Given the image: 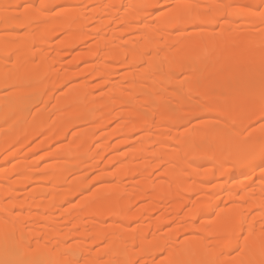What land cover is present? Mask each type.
Here are the masks:
<instances>
[{"label": "bare ground", "instance_id": "6f19581e", "mask_svg": "<svg viewBox=\"0 0 264 264\" xmlns=\"http://www.w3.org/2000/svg\"><path fill=\"white\" fill-rule=\"evenodd\" d=\"M2 31L0 156L72 134L0 168V259L264 264V125L243 134L264 119V0H0ZM89 42L84 69L61 67ZM87 73L101 92L86 78L54 97ZM204 113L229 122L178 134Z\"/></svg>", "mask_w": 264, "mask_h": 264}, {"label": "rangeland", "instance_id": "374dc122", "mask_svg": "<svg viewBox=\"0 0 264 264\" xmlns=\"http://www.w3.org/2000/svg\"><path fill=\"white\" fill-rule=\"evenodd\" d=\"M173 5V4H172ZM172 5H168L167 7H165L166 9H168L169 7H171ZM263 7H261V9H262ZM59 9L61 10V7H57V8H55L53 11H51V13H53V14H55V13H57L58 11H59ZM163 10H165V9H163ZM162 10V11H163ZM245 20H248L247 18H242V17H239V18H237L234 22H236L234 25L236 26V27H239L240 29H243V28H245V23L244 22H246ZM220 24L217 26V28L216 27H211V26H209V25H196L195 27L193 26V27H189L188 29H187V31H186V33H189L190 31L192 32L193 30H194V28H201V29H205V30H209V29H211V30H213L214 31V33H218V31L220 30ZM26 29L24 28V29H22L21 30V32H24ZM176 30H178V29H176ZM13 31H16V30H10V31H7V33L8 32H13ZM179 31V30H178ZM3 33V31L2 32H0V34H2ZM61 37V35H59V36H57L55 39H54V41H55V46L57 45L56 44V41L57 40H59V38ZM91 42V41H90ZM90 42L89 43H86V45L84 46H79L78 47V49H76V50H74V52L72 53V54H66L65 56H63L62 57V60H61V67H68V66H70L72 63H74L75 61H79L78 62V65L74 68L75 70H80V69H82L84 66H86V64H88L87 62H84V60H83V58L85 57V55H86V51L87 50H89L90 51V49H88V45L90 44ZM53 44V45H54ZM53 49V48H52ZM83 52V53H82ZM88 53V52H87ZM80 59V60H79ZM60 64H57V66L58 67H60ZM71 68V67H70ZM85 68V67H84ZM83 68V69H84ZM71 69H73V68H71ZM86 78H88V79H86ZM89 74L87 73V74H85L84 75V77L82 78H80L79 80H77V81H72V82H70L69 84L67 83L65 86H63L61 89H60V91L59 92H57L55 95H54V97H56L57 98V96L59 97L60 95H61V93H63L68 87H69V85H72V84H74L75 82H81L82 80H85V81H88V84L90 85V87H91V89H93V87H92V84L94 85V83H96L98 80H96V79H91V80H89ZM242 79H241V84L243 85L242 86V88L243 87H246V86H249L250 85V83H249V78H250V76L248 77H246V76H242L241 77ZM119 79V78H118ZM72 83V84H71ZM95 86V85H94ZM253 86V85H252ZM252 86H250L252 89H253V87ZM249 87V88H250ZM96 88H98L97 86H96ZM248 87L246 88V89H244V91H250V89H249ZM256 88V87H255ZM240 89V88H239ZM95 90V91H94ZM243 89H241V91H242ZM93 91L94 92H96L95 94H98V92H101L102 91V88H100V90L99 89H93ZM240 91V90H239ZM252 91V90H251ZM7 92H9V88L8 87H2V88H0V95L2 94H5V93H7ZM236 92H238V90H236ZM246 92H245V94H246ZM244 93V92H243ZM243 93H240V94H238L239 96L240 95H243ZM241 98V97H240ZM240 98H238V99H240ZM50 103H54L53 102V100L52 101H50ZM250 109H248V110H250L251 111V109L253 108H251V107H249ZM246 111V110H245ZM245 111H242L243 112V114H242V117H243V119L246 117V118H249L250 117V115H252V114H254V109L251 111V112H246V115L244 114V112ZM194 117V116H193ZM228 120L227 119V117H224V116H221V115H219V114H208V113H204V114H200L199 116H195V118H193L192 119V117L191 118H189L183 125H181L180 127H179V131H178V134H181L182 132H186L187 130H189L190 128H194V127H196V125L197 124H199L200 122H204V121H213V120H215V121H217V122H221V121H226V120ZM227 122H229V120L227 121ZM115 124L116 123H113L112 124V126H111V128L112 127H114L115 126ZM264 125V119H262V120H258V121H255V122H253V123H251L248 127H247V129L245 130V132L243 133V134H247V133H249V131H251V130H254V129H259V128H261L262 126ZM72 134V132L68 135L69 137H71L70 135ZM139 134V133H138ZM135 135L134 136V138L135 137H138L139 135ZM69 137L67 138V139H64V140H62V141H60V142H58V143H56V144H53V145H51L52 147H50V148H48V149H40V151H39V149L37 150L38 152H36L35 153V151H33L34 149H32L33 147V144L32 145H30V146H28V147H25L23 150H22V152H21V155L20 156H18L19 158H17V159H13L14 160V162H10L9 160H11V159H7L5 156H6V154H3V155H1L0 156V168H4V167H7L8 165L9 166H11L13 163H15L18 159L19 160H21V159H25L26 160V157H27V160H35V159H42V157L44 156V154H46L47 152H49V151H51V150H54L55 148H57V145H62V144H65L68 140H69ZM139 139V137L138 138H135V140H133V142L131 143V144H128V146H125V147H123V149L121 150V151H125L127 148H129V147H131L133 144H136L138 141H140V140H138ZM118 140V139H117ZM116 141V140H115ZM28 154H30V155H28ZM254 156V155H253ZM252 156V157H253ZM109 157V155H107L106 156V159ZM29 158V159H28ZM7 159V160H6ZM23 159V160H24ZM12 160V161H13ZM46 160V159H45ZM44 160V161H45ZM42 162L41 164L43 165V164H46L48 161L49 162H51L52 160H46V163L45 162ZM245 161V160H244ZM7 162H10V163H7ZM102 162H104V160L102 161ZM206 162V161H205ZM6 164H8V165H6ZM115 166H117V164L115 165ZM118 166H119V164H118ZM261 168H264V167H261ZM113 169H115V167L113 166V167H111V168H109V169H105L106 171H108V172H113ZM260 169V168H259ZM259 169H257V170H259ZM101 171H103V169L102 168H100L99 169V171L98 170H95L94 172H92L91 174H90V176H89V178H93V176H94V174H98V173H100ZM159 172V171H158ZM158 172H156V173H154L155 175H152V178L153 179H155V180H160L161 178H159L160 176L162 177V174H159ZM157 174V175H156ZM95 175V176H96ZM114 177V176H113ZM116 178L117 177H114V179H111V181L112 182H110L111 184H113L114 182H115V180H116ZM110 179V178H109ZM103 185V183H101V182H93V184L89 187V189H87L86 190V194L87 193H91V192H93V191H95L96 189H98L99 187H101ZM133 185V184H132ZM34 186V185H33ZM131 186V185H130ZM32 188V186H29L28 187V189H31ZM82 198V196H78V198L76 197L71 203H77L78 202V200L79 199H81ZM69 204V203H68ZM140 205L142 204V203H139ZM139 204H136V205H134V207L136 208ZM66 206H67V204H66ZM133 207V208H134ZM186 209H188V208H186ZM183 210L182 212H181V214H185V212L187 211V210ZM219 212V211H218ZM217 211L215 212V214H214V216L216 215L217 216V213H218ZM160 215V212H155V213H153V217H155V218H157L158 216ZM62 219L60 218V220L58 219V221H61ZM185 223H186V221H184ZM183 222V223H184ZM175 223V222H174ZM198 223H203V221L201 220V219H198ZM170 224V223H169ZM176 225V224H175ZM175 225H172V223L170 224V225H167V226H165L164 227V231H165V229L166 228H172V227H174ZM189 235H191V234H183V235H181L180 237H179V241L181 242L182 240H184L187 236H189ZM75 241V240H74ZM70 242V241H69ZM11 254V253H10ZM9 254V255H10ZM166 254L165 253H161L160 255H157V257H155V262L156 261H159V260H161V259H163V257L165 256ZM13 257H10V256H5V257H3L2 259H0V264H35V263H31L30 261H27L26 259H27V257L26 256H24L25 257V260H21L19 257H23V255L21 256V255H19V254H16L15 253V255H12ZM19 256V257H18ZM24 259V258H23ZM32 261V260H31ZM36 264H39L37 261H36ZM43 264V263H42Z\"/></svg>", "mask_w": 264, "mask_h": 264}]
</instances>
